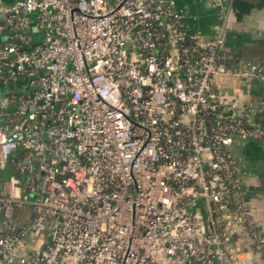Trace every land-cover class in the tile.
Returning <instances> with one entry per match:
<instances>
[{"label":"built area","instance_id":"built-area-1","mask_svg":"<svg viewBox=\"0 0 264 264\" xmlns=\"http://www.w3.org/2000/svg\"><path fill=\"white\" fill-rule=\"evenodd\" d=\"M225 27L205 38L177 0H0V169L22 174L0 191V264L264 261L228 149L264 127L213 82H264V63L236 67Z\"/></svg>","mask_w":264,"mask_h":264},{"label":"crops","instance_id":"crops-1","mask_svg":"<svg viewBox=\"0 0 264 264\" xmlns=\"http://www.w3.org/2000/svg\"><path fill=\"white\" fill-rule=\"evenodd\" d=\"M177 6L185 13L190 28L205 38L212 36L213 24L225 12L224 49L235 57L234 65L241 67L248 61L264 63V0H232L225 6L219 5L218 0H177ZM213 82L223 87L230 98L253 105L254 122L264 127V82L230 77H216ZM2 84L0 95L7 96L9 91L4 92ZM0 109V118L3 119V102ZM228 149L239 162L242 188L253 208V215L264 228V143L237 139ZM8 177L0 182V191H5ZM15 215L24 221L32 217L28 206L17 209ZM235 241L239 243L241 240L236 238ZM253 264H264V261L254 253Z\"/></svg>","mask_w":264,"mask_h":264},{"label":"trees","instance_id":"trees-1","mask_svg":"<svg viewBox=\"0 0 264 264\" xmlns=\"http://www.w3.org/2000/svg\"><path fill=\"white\" fill-rule=\"evenodd\" d=\"M1 112V109H0ZM4 119V116H3ZM2 118H0V122L3 121ZM22 175L19 170L15 167L13 163H9L6 168L0 169V182L4 181L5 178H7L9 175Z\"/></svg>","mask_w":264,"mask_h":264},{"label":"rangeland","instance_id":"rangeland-1","mask_svg":"<svg viewBox=\"0 0 264 264\" xmlns=\"http://www.w3.org/2000/svg\"><path fill=\"white\" fill-rule=\"evenodd\" d=\"M2 88H3V91L7 93L8 91H10L11 86L9 84H2ZM37 243H39V242H37Z\"/></svg>","mask_w":264,"mask_h":264},{"label":"water","instance_id":"water-1","mask_svg":"<svg viewBox=\"0 0 264 264\" xmlns=\"http://www.w3.org/2000/svg\"><path fill=\"white\" fill-rule=\"evenodd\" d=\"M5 98H6V95L4 94L0 95V104L4 102Z\"/></svg>","mask_w":264,"mask_h":264}]
</instances>
